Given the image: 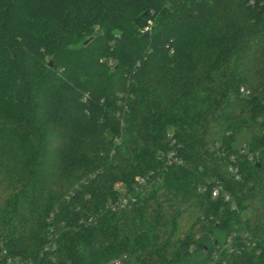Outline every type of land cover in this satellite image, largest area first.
<instances>
[{
	"label": "trees",
	"instance_id": "1",
	"mask_svg": "<svg viewBox=\"0 0 264 264\" xmlns=\"http://www.w3.org/2000/svg\"><path fill=\"white\" fill-rule=\"evenodd\" d=\"M6 259L264 264V0H0Z\"/></svg>",
	"mask_w": 264,
	"mask_h": 264
},
{
	"label": "built area",
	"instance_id": "2",
	"mask_svg": "<svg viewBox=\"0 0 264 264\" xmlns=\"http://www.w3.org/2000/svg\"><path fill=\"white\" fill-rule=\"evenodd\" d=\"M147 28H144L143 31L141 32H147ZM240 93H243L244 91L242 90V88L239 89ZM239 154H243L244 150L241 149L238 152ZM158 158H163L162 154L159 153ZM247 160H252L253 156L251 154L247 155ZM164 162L166 165H171V164H179L180 161L175 157V154L173 152H169L164 156ZM230 165L227 168L228 173L232 176V179L234 181H238L239 180V174L237 172V168H236V161L233 157H230ZM137 183L141 184L142 180L141 179H137ZM115 191L117 192V200L114 202H107L105 205L106 210L108 211H116L119 209L124 208L126 205H128V203L133 202V199L129 196V195H125L124 194V190L122 189V187L118 184L115 185ZM210 197L211 198H217L221 195V197L223 198L224 201L228 200V196L227 194L222 190V188L220 187V185L215 184L213 186H211L210 188ZM91 218H89L87 220V222H90ZM4 253V252H2ZM6 264H31L30 262H24V261H19L17 259H6L5 261ZM111 264H117V262H113Z\"/></svg>",
	"mask_w": 264,
	"mask_h": 264
},
{
	"label": "rangeland",
	"instance_id": "3",
	"mask_svg": "<svg viewBox=\"0 0 264 264\" xmlns=\"http://www.w3.org/2000/svg\"><path fill=\"white\" fill-rule=\"evenodd\" d=\"M246 138H247L246 132H242L235 140L233 144V148L236 150H240L243 147L244 143L246 142Z\"/></svg>",
	"mask_w": 264,
	"mask_h": 264
},
{
	"label": "water",
	"instance_id": "4",
	"mask_svg": "<svg viewBox=\"0 0 264 264\" xmlns=\"http://www.w3.org/2000/svg\"><path fill=\"white\" fill-rule=\"evenodd\" d=\"M95 36L98 35V33L94 34ZM51 66V62L48 63V67Z\"/></svg>",
	"mask_w": 264,
	"mask_h": 264
}]
</instances>
